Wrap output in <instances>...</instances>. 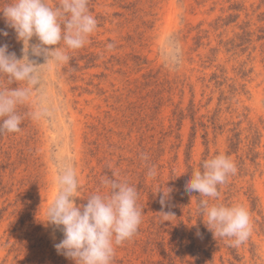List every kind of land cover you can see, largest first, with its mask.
Instances as JSON below:
<instances>
[{
  "label": "rangeland",
  "instance_id": "374dc122",
  "mask_svg": "<svg viewBox=\"0 0 264 264\" xmlns=\"http://www.w3.org/2000/svg\"><path fill=\"white\" fill-rule=\"evenodd\" d=\"M88 10L94 32L65 49L66 63L42 66L17 107L20 130L0 134V264H75L54 247L63 233L43 223L66 166L77 205L107 193L113 174L137 189L138 232L111 264H264V0H88ZM0 29L20 58L2 12ZM27 86L0 77V89ZM220 154L237 171L210 203L248 211L251 235L238 247L214 237L197 211L206 197L185 187ZM161 211L174 216L162 222Z\"/></svg>",
  "mask_w": 264,
  "mask_h": 264
},
{
  "label": "clouds",
  "instance_id": "9594fccd",
  "mask_svg": "<svg viewBox=\"0 0 264 264\" xmlns=\"http://www.w3.org/2000/svg\"><path fill=\"white\" fill-rule=\"evenodd\" d=\"M6 25L14 29L17 41L23 43L22 56L9 51L8 44L0 45V77H7L10 84L25 82L27 87L0 89V134L20 130L22 117L19 105L29 101L34 89L41 85L42 66L49 61L66 63L69 56L65 49L81 48L97 26L89 13L88 0H11L0 7ZM0 35L8 32L0 29ZM35 37L36 42L32 43ZM63 45V47H61ZM111 47V45H109ZM42 58L43 62H39ZM42 113H33L39 117ZM142 159L147 160L146 154ZM235 163L224 154L202 162L186 183V191L201 197L197 211L216 238H228L232 247H238L251 235L248 211L240 205L210 203L218 197V185L226 183L236 173ZM155 176V167L149 169ZM105 178L102 183L108 192H97L87 197L85 204L77 205L75 198L80 185L71 166L63 168L58 177V192L46 209L45 226L52 225L63 233L54 247L58 254L75 264H111L115 247L130 240L139 229L142 209L137 205L138 192L126 181ZM171 189H158L162 193L160 204L169 198ZM162 222L169 221L170 212H164Z\"/></svg>",
  "mask_w": 264,
  "mask_h": 264
}]
</instances>
